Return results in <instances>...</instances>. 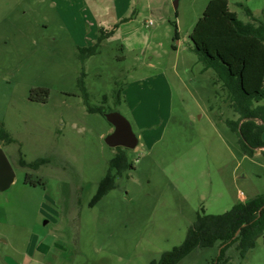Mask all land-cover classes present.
<instances>
[{
  "label": "rangeland",
  "instance_id": "1",
  "mask_svg": "<svg viewBox=\"0 0 264 264\" xmlns=\"http://www.w3.org/2000/svg\"><path fill=\"white\" fill-rule=\"evenodd\" d=\"M109 1L95 0L94 20L83 0H0V132L14 139L0 137V148L16 170L0 190V264H149L183 242L202 209L228 211L238 187L264 192L262 149L244 154L226 123L239 114L194 50L199 0L137 4L83 62L79 47L112 28L94 25ZM239 1L230 8L248 21ZM81 77L89 105L120 111L139 137L124 147L133 167L94 206L117 148L105 142L114 126L88 110ZM22 157L48 162L22 167ZM219 254L218 244L197 247L178 264H216ZM219 264H264V238L246 255L228 247Z\"/></svg>",
  "mask_w": 264,
  "mask_h": 264
},
{
  "label": "trees",
  "instance_id": "2",
  "mask_svg": "<svg viewBox=\"0 0 264 264\" xmlns=\"http://www.w3.org/2000/svg\"><path fill=\"white\" fill-rule=\"evenodd\" d=\"M238 4L245 7L250 20H242L230 8V0H210L191 33V39L203 70L215 71V82L222 84L227 91L230 107L239 114L237 120L226 119V123L238 135L244 154L254 157L257 149H262L264 155V105L258 104L264 99V19L255 16L242 2L239 1ZM127 20L129 18L121 22ZM175 24L177 28L176 21ZM119 26L120 23L110 29L101 27L96 43L79 47L81 60L84 62L97 53L101 42L114 34ZM176 35L178 36L177 29ZM79 85L85 93L88 110L105 116L107 110L103 106L89 105L83 77L80 78ZM40 91H44L47 96L49 94L48 88L38 87L32 90L33 93ZM104 100H107V96ZM117 100L121 101V91L117 93ZM0 137L8 143L14 141L3 129ZM116 148L117 152L111 159L109 169L101 179L90 206H94L116 188L117 178L133 167L126 149L121 146ZM47 162V158L27 162L22 157L19 165L38 169ZM27 182L33 185L43 184L41 180H33L30 174L27 175ZM263 234L264 192L249 196L244 201H236L231 209L221 214L207 213L202 209L189 227L183 242L163 252L159 259H153L149 264H178L195 248L217 244L220 246V254L216 264H219L224 260L228 247L235 245L241 255H246Z\"/></svg>",
  "mask_w": 264,
  "mask_h": 264
},
{
  "label": "crops",
  "instance_id": "3",
  "mask_svg": "<svg viewBox=\"0 0 264 264\" xmlns=\"http://www.w3.org/2000/svg\"><path fill=\"white\" fill-rule=\"evenodd\" d=\"M209 1L210 0H199V3L201 4L203 12H204L207 4L209 3ZM255 1L256 0H247V2H245V3L243 2V4L246 7H248L253 12V14L255 16L262 17L264 19V0H260V2H261L260 4H259V2H255ZM83 2H84L83 3L84 4L83 10H84V13L87 14V19H90V17H93V19L95 20L97 17H95L94 12L96 9L99 10L100 5L98 4L97 8L93 9V5H96L95 0H83ZM109 2H111V4L108 5V8L111 7L112 9H110V11H108L106 14H104V15L101 14V16H100L106 20H102V21L98 20V23L96 22V23H94V25L95 24L101 25L100 23H108V24H111L113 26L116 23H120V26H121L122 24L127 23L129 21V20H127L126 22H121L124 19L130 17V13H132L133 8L136 7L137 4H140L143 7V9L144 8L152 9V7H153L152 0H110ZM140 13H141V11L139 10L138 15ZM176 17H178L177 13H176ZM249 20H250V18H249ZM205 71H207V70H205ZM256 155H257V153H256ZM258 193H260V192H258V191L248 192V191H245L242 188L238 187L236 192H235V202L238 200L244 201L247 199V197L256 195ZM262 237L264 238V234L262 235Z\"/></svg>",
  "mask_w": 264,
  "mask_h": 264
},
{
  "label": "water",
  "instance_id": "4",
  "mask_svg": "<svg viewBox=\"0 0 264 264\" xmlns=\"http://www.w3.org/2000/svg\"><path fill=\"white\" fill-rule=\"evenodd\" d=\"M178 7V1L175 2ZM106 119L114 126V131L106 135L105 142L111 147L135 148L139 144V137L135 133L131 122L118 110L105 113ZM16 179V170L6 152L0 148V190L11 187Z\"/></svg>",
  "mask_w": 264,
  "mask_h": 264
}]
</instances>
